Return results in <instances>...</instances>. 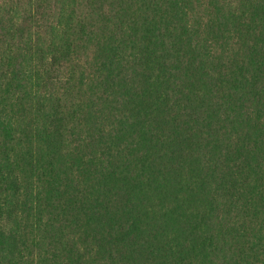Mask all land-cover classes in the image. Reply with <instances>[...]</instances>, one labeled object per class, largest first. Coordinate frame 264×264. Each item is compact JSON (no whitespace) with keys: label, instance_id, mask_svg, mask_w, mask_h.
Returning a JSON list of instances; mask_svg holds the SVG:
<instances>
[{"label":"trees","instance_id":"1","mask_svg":"<svg viewBox=\"0 0 264 264\" xmlns=\"http://www.w3.org/2000/svg\"><path fill=\"white\" fill-rule=\"evenodd\" d=\"M0 264H264V0H0Z\"/></svg>","mask_w":264,"mask_h":264}]
</instances>
